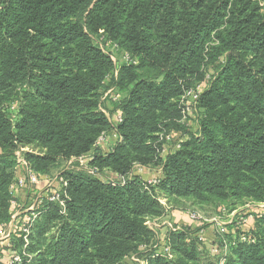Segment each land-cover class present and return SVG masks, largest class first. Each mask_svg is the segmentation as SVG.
I'll use <instances>...</instances> for the list:
<instances>
[{
  "label": "trees",
  "instance_id": "1",
  "mask_svg": "<svg viewBox=\"0 0 264 264\" xmlns=\"http://www.w3.org/2000/svg\"><path fill=\"white\" fill-rule=\"evenodd\" d=\"M108 41L136 60L119 62L116 76ZM197 85L191 126L180 122V99ZM111 87L120 99L104 102ZM172 130L179 146L160 156L159 135ZM21 147L39 174L60 171L67 197L62 208L45 190L24 250L14 234L0 255L20 252L19 264H264V208L247 230L214 227L219 256L196 236L210 223L167 226L172 257L147 224L168 204L219 214L264 202V0H0V224L14 210ZM82 154L116 178L65 167ZM135 165L159 170L155 181Z\"/></svg>",
  "mask_w": 264,
  "mask_h": 264
},
{
  "label": "built area",
  "instance_id": "2",
  "mask_svg": "<svg viewBox=\"0 0 264 264\" xmlns=\"http://www.w3.org/2000/svg\"><path fill=\"white\" fill-rule=\"evenodd\" d=\"M102 48L105 52H107L113 61V63L116 65V68L113 70V75L116 76L118 73L117 64L119 62H124L126 64H135L136 60L130 56V54L126 51H120L119 47L116 43H113L111 41H108L105 43V45H102ZM208 78V76H206ZM198 88L199 85L196 86V88H190L186 90L183 95L181 96L180 103L182 105V118L180 122H187L191 123L188 116L191 113L192 109L194 108V105L196 103V100L198 98ZM106 96L111 97L112 101H116L120 99V94L114 89V87L109 88L106 93L104 94L102 100L105 102ZM106 103H108L106 101ZM101 111L104 112V114L107 116V119L111 123H118L121 121L120 113L117 111L113 114V116L110 115V113L104 108L103 106H100ZM110 134L113 138L117 137V134L114 130V128L110 131ZM176 134H174L173 131H170L165 134H160L159 139L163 141L162 147L159 150V155L163 156L167 153L168 150H170L172 147L178 148L179 143L175 141ZM178 139L182 140L183 135L178 133L177 134ZM109 138L108 133H101V135L98 137L97 144L105 142ZM176 142V143H175ZM28 147H21L18 150H16V170H15V177L13 183L10 185V193H11V200L10 204L12 208L14 209L10 219L0 224V238L6 239V244L8 248L12 246L11 243V237L16 234L18 236H22L24 240V246L23 250L25 248V243H27V235L30 233L31 227L34 223L35 218L38 216L39 212L36 210V204L41 202V197L43 195H46V191L49 193V200L57 202L62 208H64V200L67 197L65 187L67 185L66 180L64 177L60 174V171H56L52 174H39L33 168L31 165L24 159L22 153L26 150H28ZM90 159L88 154H82L77 157H71L67 162L65 163V167L68 168L72 166L75 162H77V166L86 168L90 173H93L102 180H110L109 174L112 173L111 171H105L104 174H101L96 168H92L88 166L87 162ZM149 167L141 166V165H135L134 170H136L137 173H144L146 172ZM156 170L157 173L159 170ZM116 176V175H115ZM116 178V177H115ZM122 178V177H119ZM155 178L148 179V182H154ZM44 183V188L39 187V183ZM18 193H22L23 196H29L31 197V200L29 202H23L21 200H18L16 195ZM164 202V200H162ZM256 204L257 207H259L258 210H253L252 212H255L256 214H259L261 210L264 208V202L261 203H253ZM238 210H233L231 212H226L223 207L220 208V213L222 216L225 217V220H221V216H211L206 217L204 214H198L195 211H186V215L188 216V219L190 221L197 222L199 224L204 223H210L214 225L219 231L224 232L225 227L224 225L230 222H235L236 226L243 228L248 223V218L253 219V213L250 212L247 215L240 216L238 213ZM260 215V214H259ZM150 221H147V224ZM155 222V220L152 222V224ZM151 224V225H152ZM173 224L167 223L168 227H172ZM177 224V223H176ZM149 225V227H152ZM197 238L199 241L206 246V248L209 250V252L213 255L219 256L222 252V249L219 248V246L214 242H208L207 238L205 237V228L200 229L196 233ZM241 240H245V237L242 236L240 238ZM159 245H154L155 247L158 245V249L163 252L164 255L167 257H172L171 250L169 245L165 241V234L163 237L159 238L158 241ZM10 250V249H9ZM23 254L25 252L23 251ZM21 256L22 254L17 251H11L8 254V258L6 259V264H19L21 262ZM1 257V256H0ZM131 260L135 261L136 259L134 257H131ZM138 264H146L145 262H140Z\"/></svg>",
  "mask_w": 264,
  "mask_h": 264
},
{
  "label": "rangeland",
  "instance_id": "3",
  "mask_svg": "<svg viewBox=\"0 0 264 264\" xmlns=\"http://www.w3.org/2000/svg\"><path fill=\"white\" fill-rule=\"evenodd\" d=\"M189 120L191 121V123L186 122V124L192 126V120L190 118H189ZM156 174H157V172L154 171V172H148V173L144 172L142 175H144V177H146L147 179H151V176H155ZM168 205L170 206V209L168 210V212L164 216L156 219L153 224H152L153 221H150L148 223V225L152 224L151 225L152 227H150V228L157 234L158 238L163 237V235L165 234L166 227L168 226L167 223H169V224L174 223L173 220H175V216L169 217V215L171 214V211L172 212L180 211L182 213V212H186V211L190 210V211H195L198 214H204V216L210 217V218H211V216H221V220H225V217L222 216L221 213L218 214L217 209H215L214 211L213 210H203V211L201 210L200 211V210H197L196 208H191V207H188L185 205H180V204H168ZM258 209H259V207H257L256 204H253L251 202H247L244 205L239 206V208L237 210L239 211L238 213L240 214V216H243V215L249 214L253 210H258ZM250 220L252 222L250 224L247 223V225L244 226L242 229L247 230L250 225H253L252 224L253 219H250ZM2 249H3V246L0 247V250H2ZM0 256H1L0 261L3 264H6V259L8 258V254L5 251H3V255H0ZM125 264H137V263H136V261L131 260V258H127Z\"/></svg>",
  "mask_w": 264,
  "mask_h": 264
},
{
  "label": "crops",
  "instance_id": "4",
  "mask_svg": "<svg viewBox=\"0 0 264 264\" xmlns=\"http://www.w3.org/2000/svg\"><path fill=\"white\" fill-rule=\"evenodd\" d=\"M147 173L148 172H154V170H152L151 168L150 169H148L147 171H146ZM155 174V173H154ZM116 176H115V174L114 173H110L109 174V178H115ZM151 177H155V176H151ZM41 183L42 182H40L39 183V187L41 186ZM16 197H17V199L18 200H21V201H23V202H29V200L28 199H30L31 200V197H29V196H23V194L22 193H18L17 195H16ZM171 216H175V220H173L174 221V223H180V224H186V223H188L189 222V220H188V216L186 215V212H180V211H175V212H172L171 211V214L169 215V217H171ZM173 219V218H172ZM252 221L248 218V224H250ZM214 225H212V224H210V225H208L206 228H205V237L207 238V240H208V242H214L215 241V235H214ZM6 239H1L0 238V247H4L5 246V244H6Z\"/></svg>",
  "mask_w": 264,
  "mask_h": 264
}]
</instances>
